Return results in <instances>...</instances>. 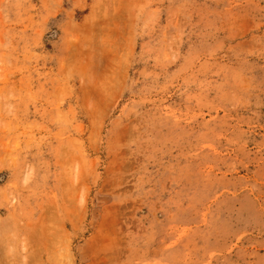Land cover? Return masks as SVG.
<instances>
[{
  "label": "rangeland",
  "instance_id": "rangeland-1",
  "mask_svg": "<svg viewBox=\"0 0 264 264\" xmlns=\"http://www.w3.org/2000/svg\"><path fill=\"white\" fill-rule=\"evenodd\" d=\"M0 264H264V0H0Z\"/></svg>",
  "mask_w": 264,
  "mask_h": 264
}]
</instances>
